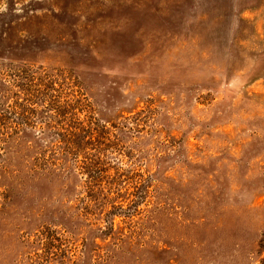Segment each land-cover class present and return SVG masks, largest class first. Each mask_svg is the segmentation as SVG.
Returning a JSON list of instances; mask_svg holds the SVG:
<instances>
[{
  "label": "rangeland",
  "instance_id": "374dc122",
  "mask_svg": "<svg viewBox=\"0 0 264 264\" xmlns=\"http://www.w3.org/2000/svg\"><path fill=\"white\" fill-rule=\"evenodd\" d=\"M0 264H264V0H0Z\"/></svg>",
  "mask_w": 264,
  "mask_h": 264
},
{
  "label": "trees",
  "instance_id": "16d2710c",
  "mask_svg": "<svg viewBox=\"0 0 264 264\" xmlns=\"http://www.w3.org/2000/svg\"><path fill=\"white\" fill-rule=\"evenodd\" d=\"M80 114L81 113L74 109L71 111L69 116L70 122L72 124V130L68 134L70 143L69 156L73 159H76L75 161H77V165L79 164L78 161L81 153H84L83 142L85 138H87L86 134L89 132L88 129H90L89 127L87 128L81 120H79Z\"/></svg>",
  "mask_w": 264,
  "mask_h": 264
}]
</instances>
